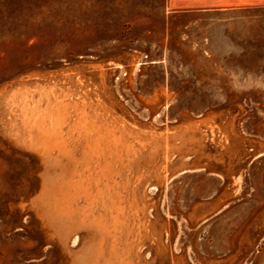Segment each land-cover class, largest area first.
Returning <instances> with one entry per match:
<instances>
[{
	"label": "rangeland",
	"instance_id": "obj_1",
	"mask_svg": "<svg viewBox=\"0 0 264 264\" xmlns=\"http://www.w3.org/2000/svg\"><path fill=\"white\" fill-rule=\"evenodd\" d=\"M176 10L0 0V264H264V4Z\"/></svg>",
	"mask_w": 264,
	"mask_h": 264
},
{
	"label": "crops",
	"instance_id": "obj_2",
	"mask_svg": "<svg viewBox=\"0 0 264 264\" xmlns=\"http://www.w3.org/2000/svg\"><path fill=\"white\" fill-rule=\"evenodd\" d=\"M169 2L173 8L177 9L176 11L204 10L210 8L227 9L264 4V0H169ZM221 207V199L213 198V200H208L201 203V205L194 206L191 209V215L198 216V214H203L207 216L212 212L216 213L220 211Z\"/></svg>",
	"mask_w": 264,
	"mask_h": 264
},
{
	"label": "clouds",
	"instance_id": "obj_3",
	"mask_svg": "<svg viewBox=\"0 0 264 264\" xmlns=\"http://www.w3.org/2000/svg\"><path fill=\"white\" fill-rule=\"evenodd\" d=\"M230 78L233 81V88L237 90H250L252 88L264 90V76L260 77H253L252 74H248L245 76L244 70L239 69L236 70H230ZM247 82V88H244V86L241 84V81ZM221 101L225 99V97L220 96L218 97Z\"/></svg>",
	"mask_w": 264,
	"mask_h": 264
}]
</instances>
